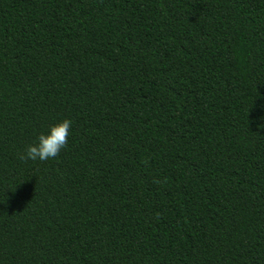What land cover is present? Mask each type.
<instances>
[{
  "label": "trees",
  "instance_id": "trees-1",
  "mask_svg": "<svg viewBox=\"0 0 264 264\" xmlns=\"http://www.w3.org/2000/svg\"><path fill=\"white\" fill-rule=\"evenodd\" d=\"M0 264H264V0H0Z\"/></svg>",
  "mask_w": 264,
  "mask_h": 264
},
{
  "label": "clouds",
  "instance_id": "clouds-1",
  "mask_svg": "<svg viewBox=\"0 0 264 264\" xmlns=\"http://www.w3.org/2000/svg\"><path fill=\"white\" fill-rule=\"evenodd\" d=\"M71 121L63 119L36 136L35 142L25 147L21 159L44 161L55 157L64 147Z\"/></svg>",
  "mask_w": 264,
  "mask_h": 264
}]
</instances>
